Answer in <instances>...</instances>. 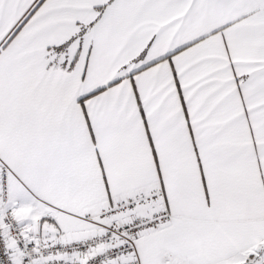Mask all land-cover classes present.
Listing matches in <instances>:
<instances>
[{"label": "snow or ice", "instance_id": "6c2138e0", "mask_svg": "<svg viewBox=\"0 0 264 264\" xmlns=\"http://www.w3.org/2000/svg\"><path fill=\"white\" fill-rule=\"evenodd\" d=\"M0 264H264V0H0Z\"/></svg>", "mask_w": 264, "mask_h": 264}]
</instances>
